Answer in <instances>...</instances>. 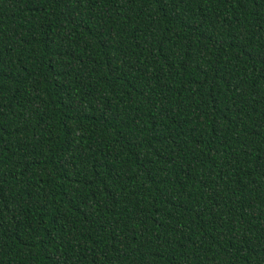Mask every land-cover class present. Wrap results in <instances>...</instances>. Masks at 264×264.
Wrapping results in <instances>:
<instances>
[{
	"label": "trees",
	"instance_id": "1",
	"mask_svg": "<svg viewBox=\"0 0 264 264\" xmlns=\"http://www.w3.org/2000/svg\"><path fill=\"white\" fill-rule=\"evenodd\" d=\"M0 264H264V0H0Z\"/></svg>",
	"mask_w": 264,
	"mask_h": 264
}]
</instances>
